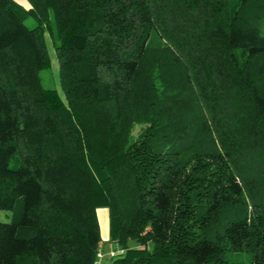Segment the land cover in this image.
<instances>
[{
	"label": "trees",
	"instance_id": "1",
	"mask_svg": "<svg viewBox=\"0 0 264 264\" xmlns=\"http://www.w3.org/2000/svg\"><path fill=\"white\" fill-rule=\"evenodd\" d=\"M99 206L103 264H264V0H0V264H96Z\"/></svg>",
	"mask_w": 264,
	"mask_h": 264
},
{
	"label": "rangeland",
	"instance_id": "2",
	"mask_svg": "<svg viewBox=\"0 0 264 264\" xmlns=\"http://www.w3.org/2000/svg\"><path fill=\"white\" fill-rule=\"evenodd\" d=\"M17 2L23 4V5H27L28 4V0H16ZM46 38H47V47H48V53L50 55V65L47 67H44L42 69H40V80L43 86L46 87H52L55 88L58 93L63 97V91L59 82V78H58V71H57V58L55 55V51H54V46L51 42V40L49 39L48 35L46 34ZM138 125H134L132 132L133 134L136 132ZM99 211H98V218L100 219V223H101V209L104 208V210L106 209V206H99ZM10 211L9 210H3L0 209V219H9L10 218ZM105 220L106 223L105 225L107 226V213L105 211ZM101 231V229H100ZM101 235V234H100ZM103 245L101 246L100 250L101 252H103V255L99 258V261H101V263H105L107 261L108 255L107 253H105L107 251V240H105L104 238L101 239ZM111 248H114V246H116V243L113 242V244H111ZM244 253H240V254H231L230 257L231 258H237V259H245V255H243ZM97 264V262H96Z\"/></svg>",
	"mask_w": 264,
	"mask_h": 264
},
{
	"label": "crops",
	"instance_id": "3",
	"mask_svg": "<svg viewBox=\"0 0 264 264\" xmlns=\"http://www.w3.org/2000/svg\"><path fill=\"white\" fill-rule=\"evenodd\" d=\"M99 209H100L99 207L96 208L97 217H98ZM105 211L107 213V207H106L105 210H104V208L101 209V223H100V219L99 218H98V222H99V229H101V231H100L101 239L104 238L105 240H107L108 239V220H107V226H106L105 225V223H106ZM107 219H108V215H107ZM106 244L108 246L107 247V249H108V248L112 247L111 244H113V242H110V241L107 240ZM102 245H103V243H102Z\"/></svg>",
	"mask_w": 264,
	"mask_h": 264
},
{
	"label": "built area",
	"instance_id": "4",
	"mask_svg": "<svg viewBox=\"0 0 264 264\" xmlns=\"http://www.w3.org/2000/svg\"><path fill=\"white\" fill-rule=\"evenodd\" d=\"M119 250H120V248L119 249L118 248H109L108 253L113 254ZM102 254H103V252H101V250L99 249L97 252V259L95 261V262H97V264L99 263V258L102 256Z\"/></svg>",
	"mask_w": 264,
	"mask_h": 264
}]
</instances>
